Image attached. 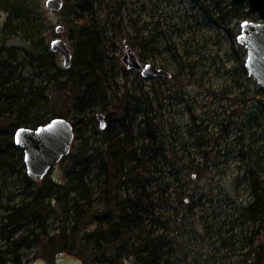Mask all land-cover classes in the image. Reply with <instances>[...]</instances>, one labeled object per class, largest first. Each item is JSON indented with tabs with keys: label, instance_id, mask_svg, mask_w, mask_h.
Segmentation results:
<instances>
[{
	"label": "trees",
	"instance_id": "obj_1",
	"mask_svg": "<svg viewBox=\"0 0 264 264\" xmlns=\"http://www.w3.org/2000/svg\"><path fill=\"white\" fill-rule=\"evenodd\" d=\"M102 1L67 0L65 8H69L67 23L73 40L74 61L66 80L53 75L56 88H69V109L76 139H82L83 145L72 150L59 164L61 168L42 180L41 185L31 191L27 201L5 206L4 222H0V264H32L39 258L53 264L59 253L79 258L85 264H125L128 261L134 264H177L174 260L179 252L184 253L185 259L192 252L190 246L180 249L181 246L174 241L178 230H188L186 223L193 225L194 230L191 231L202 242L214 247L221 241L218 250L225 248L241 256L237 264H264V240L261 239V234L264 235V187L256 172L247 171L251 175L249 201L235 203L230 219L226 216L222 218L216 213L218 207L214 205L216 199L212 186L210 192L201 194L200 186L188 188L189 183H183L189 174L200 178L209 171V161L202 166L196 158L182 161L183 164H178L179 159L171 164L166 162L169 151L165 128H161L154 114L148 92L128 87L126 70L122 93L116 98L117 104L113 109L108 108L110 85L104 46L106 26L98 19L96 11ZM215 1L210 0L212 4ZM207 2L209 0H190L193 11H202V14L196 15L198 21L201 19L200 23L218 26L234 15V7L241 6L232 2V9L226 12L220 7L221 3L211 8ZM219 12L220 15L216 16ZM18 13L19 19L25 17V14ZM227 31L230 32V29ZM241 51L244 49L241 48ZM141 56L145 57V54L142 52ZM5 63L6 59H1L0 67ZM242 70L248 75L245 65H242ZM1 71L0 175L9 169L18 173L16 158L24 161L23 152L15 146L17 129L37 128L56 117L67 118L52 114L44 119L38 113L36 91L30 95H18L20 92L11 87L13 80ZM173 78L179 81L181 74ZM99 106L103 108L108 122L104 133L97 128L99 120L95 112ZM253 108L246 111L242 119L247 127L244 130L252 137L254 125L260 127L264 119V99H260L259 105ZM236 111L233 109L230 117ZM8 120H12L10 124ZM232 123L233 120L225 126L221 125L219 137L212 148H217L218 156L222 152L220 139L227 141L229 138V132L224 128H229ZM90 126L95 132L86 138L84 131ZM93 138L96 148L90 145ZM244 138L245 135L240 136L237 141L241 143ZM196 143L202 146L200 137ZM251 150L246 152L242 147L239 153L245 156L253 153ZM171 153L178 157L179 151L173 149ZM204 153L209 160L208 148ZM228 154L225 153V156ZM60 171L62 178L58 177ZM25 177L30 180L27 173ZM178 182L185 186L183 192L173 190ZM206 205L208 208L205 209ZM201 206L203 212L199 211ZM209 208L213 212H207ZM52 219L57 224L54 230H50ZM190 239L193 241L191 234ZM34 245L43 248L42 255L31 257L24 252Z\"/></svg>",
	"mask_w": 264,
	"mask_h": 264
},
{
	"label": "rangeland",
	"instance_id": "obj_2",
	"mask_svg": "<svg viewBox=\"0 0 264 264\" xmlns=\"http://www.w3.org/2000/svg\"><path fill=\"white\" fill-rule=\"evenodd\" d=\"M46 1L0 0V60L6 59L0 70L4 72V76L13 80L11 87L16 89L17 93L20 92L18 95H30L36 91L39 98L38 113L44 116V119L53 114L66 116L64 119L72 122L69 88L58 89L53 81L54 74L62 81L66 80L69 77V69L65 68L62 55L51 49L54 39L65 41L72 50L73 64V40L70 37V25L67 23L70 19L69 8H65L67 0H64L65 5L61 11H51L47 9ZM232 2L233 0H216L212 4L209 0L207 4L214 8L216 3H221L220 7L228 12L232 9ZM240 4L239 8H233L234 15L222 26L200 23L201 19L198 21L196 15L202 14V11H193L190 0H103L96 10L98 19L106 26L104 46L110 85L108 108L113 109L117 104L116 98L122 93L126 70L129 77L128 87L148 92L154 114L162 125L161 128H165L169 151L166 162L171 164L179 159L178 164H183L196 158L202 166L209 161V171L200 178L189 174L183 183L188 182V188L200 186L201 194L210 192L212 186L216 199L214 205L218 207L216 213L228 219L230 214L234 213L235 203L247 202L251 198V175L248 170L256 172L264 187V119L260 127L254 125L251 131L254 133L253 137L244 130L247 127L242 123L244 113L247 114L253 106L259 105L260 99H264V91L254 79L244 74L242 65L245 64L246 50L237 42L241 23L246 19L259 21L260 18L248 13V2ZM17 12L25 14V17L19 19ZM219 15L220 12L216 16ZM58 26L63 27L62 33H56ZM226 29H230V32ZM127 46L133 49L143 64L151 63L163 68L171 77L145 79L141 72L127 70L122 62ZM241 48L244 49L243 52ZM142 52L145 57L141 56ZM178 73L181 74L179 81L173 78ZM39 91L43 93L40 94ZM102 109L101 106L96 109V117L105 114ZM233 109L237 110L236 114L230 117ZM231 120L234 123L229 128H224L229 132V138L227 141L220 139L222 152L221 156H218L217 148H212L219 137L221 125L225 126ZM11 121L8 120L7 123L10 124ZM97 125V128H100L99 121ZM84 132L87 138L94 134L95 129L90 126ZM243 135L245 138L239 143L237 138ZM199 137L202 145L200 147L196 143ZM93 141L94 138L90 145L96 148L97 145ZM82 145L83 140L75 138L72 150H77ZM242 147L246 152L251 148L253 153L241 156L239 151ZM207 148L210 152L209 160L204 153ZM173 149L179 151L178 157L172 155ZM225 153L229 154L225 156ZM16 160L18 173L9 169L0 179V222L6 215V205L12 206L27 201L31 191L42 182L29 177L31 181L26 179L24 161L20 162L18 158ZM52 174L53 172L49 177ZM58 177L62 178L61 171ZM175 189L183 192L185 186L178 182L173 190ZM97 197L100 198L99 191ZM219 199L221 201H218ZM200 208L199 211L203 212L204 208ZM207 210L209 213L213 212L212 208ZM186 224L188 230H178V237L174 241L178 242L180 249L186 245L190 246L192 252L185 259L184 253L177 251L179 253L174 260L177 264L240 262L241 256L233 254L232 251L225 248L218 250L217 246L221 241L214 247L210 246L195 237L196 234L191 231L194 230L191 223ZM56 226V222L50 220V230H54ZM189 230L193 241L187 233ZM261 239L264 240L263 234ZM24 252L31 257L40 256L43 248L34 245ZM125 264L134 263L128 261Z\"/></svg>",
	"mask_w": 264,
	"mask_h": 264
},
{
	"label": "water",
	"instance_id": "obj_3",
	"mask_svg": "<svg viewBox=\"0 0 264 264\" xmlns=\"http://www.w3.org/2000/svg\"><path fill=\"white\" fill-rule=\"evenodd\" d=\"M233 2H248L250 15H258L259 21L246 19L241 23V32L237 42L246 50L245 68L248 77L254 79L264 91V0H233ZM64 0H47L46 7L51 11H61ZM64 31L62 26L56 28V33ZM51 49L63 57L64 66L70 69L72 65V50L62 39H54ZM127 70L141 72L145 79L163 78L168 73L151 63L143 64L133 49L126 47L122 58ZM100 129L107 127L105 115H98ZM76 132L73 123L64 118H54L37 128L20 127L14 134L15 146L23 152L26 173L35 181H42L52 172L57 171L59 164L71 153ZM19 140V142H18ZM32 264H49L42 258ZM53 264H85L83 260L67 253H59Z\"/></svg>",
	"mask_w": 264,
	"mask_h": 264
},
{
	"label": "flooded vegetation",
	"instance_id": "obj_4",
	"mask_svg": "<svg viewBox=\"0 0 264 264\" xmlns=\"http://www.w3.org/2000/svg\"><path fill=\"white\" fill-rule=\"evenodd\" d=\"M160 68V67H159ZM161 69H163V68H161ZM166 71V70H165ZM167 72V71H166ZM168 73V75L167 76H165V77H171V74L169 73V72H167ZM155 79V78H154ZM72 123H73V121H72ZM107 125H108V122H107ZM74 126V125H73ZM74 129H75V127H74ZM106 130V128L105 129H100V131H101V133H104V131ZM76 132V131H75ZM76 136H77V133H76ZM76 138V137H75ZM102 138H103V136H102ZM2 177V174L0 175V178Z\"/></svg>",
	"mask_w": 264,
	"mask_h": 264
},
{
	"label": "snow or ice",
	"instance_id": "obj_5",
	"mask_svg": "<svg viewBox=\"0 0 264 264\" xmlns=\"http://www.w3.org/2000/svg\"><path fill=\"white\" fill-rule=\"evenodd\" d=\"M18 142H19V140H18Z\"/></svg>",
	"mask_w": 264,
	"mask_h": 264
}]
</instances>
